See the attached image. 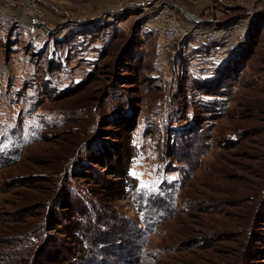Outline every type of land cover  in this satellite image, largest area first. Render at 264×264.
Segmentation results:
<instances>
[{"label": "rangeland", "instance_id": "1", "mask_svg": "<svg viewBox=\"0 0 264 264\" xmlns=\"http://www.w3.org/2000/svg\"><path fill=\"white\" fill-rule=\"evenodd\" d=\"M40 1L46 29L0 0V264H264V0ZM168 2L233 48L155 27ZM126 143L137 187L111 203Z\"/></svg>", "mask_w": 264, "mask_h": 264}, {"label": "trees", "instance_id": "2", "mask_svg": "<svg viewBox=\"0 0 264 264\" xmlns=\"http://www.w3.org/2000/svg\"><path fill=\"white\" fill-rule=\"evenodd\" d=\"M222 73V72H221ZM220 73V75H221ZM222 76L220 77V82L222 84ZM219 82V83H220ZM222 85L214 88V91L211 95H216L218 93V91L221 89ZM125 145H128V143L123 144V146L117 147L115 148V153L114 155L111 157L109 162H112L113 160H115V165L112 164V168L110 169V175L114 178V180H110L104 177V175H98V177H96V181L95 183L97 185H100V190H102V192H104L108 197L110 202H117L119 200H123L125 198L128 197V192H131V190L133 191L136 187H137V183H136V179H133L130 175H129V170H130V165H131V159H132V154L130 152L131 149L127 148ZM89 174V173H88ZM135 180V181H134ZM133 181V182H132ZM89 192L93 195V196H97L99 195V191L97 190H89ZM90 198H84L83 195H78L77 198H75V201L77 203H83L85 201H89ZM91 204L93 206H91L90 208H88L89 210H93L95 212V216L94 217V221L93 224L96 226L98 225H105L106 223H104L105 219H113L115 211L113 210L112 207H107L104 210L102 209V207H100V209L98 211H95L94 209L99 207V205H94L95 203ZM73 207V205H72ZM77 207V208H76ZM73 212L74 214L72 216L75 215H85V213L79 208V206H74ZM109 209L111 210L109 212ZM88 210V211H89ZM105 216V217H104ZM68 221H70V218L67 219ZM48 221V219H47ZM96 229V228H95ZM81 227V223L80 221L76 222V226L73 227V231H79V232H84L85 230H83ZM68 230L62 231L60 232L61 234L64 235V239L67 237L70 238V236H68ZM48 237V235L46 236ZM48 239V240H47ZM45 238V241L47 242L46 244L48 245V247L50 246V244L53 243V236H50L48 238ZM63 239V240H64ZM76 241V240H74ZM53 244L58 245L57 242H54ZM59 249L53 251V249H50L46 254V257H49V254L53 251L55 252V254L57 255V257H61L64 256V261H67L70 259V256H67V254H72V249L71 248H66V254H64L63 252H61L62 248H65L63 243L58 245ZM57 248V246H55ZM52 250V251H51ZM84 251V250H83ZM73 256V255H72ZM67 257V258H66Z\"/></svg>", "mask_w": 264, "mask_h": 264}, {"label": "built area", "instance_id": "3", "mask_svg": "<svg viewBox=\"0 0 264 264\" xmlns=\"http://www.w3.org/2000/svg\"><path fill=\"white\" fill-rule=\"evenodd\" d=\"M21 11L23 16L20 18L14 15V21L30 23L35 28L46 29L45 23L46 9L40 0H22ZM151 15V22L155 27L174 30L181 35H198L200 40L208 45L217 43L221 50L228 51L233 48L234 39L231 36L220 30H210L207 27H196L194 25L191 31H187L188 23L198 22V18L189 12H186L182 7L172 3H163L155 6L153 9L146 8ZM183 15V18L181 17ZM190 29V28H189Z\"/></svg>", "mask_w": 264, "mask_h": 264}, {"label": "bare ground", "instance_id": "4", "mask_svg": "<svg viewBox=\"0 0 264 264\" xmlns=\"http://www.w3.org/2000/svg\"><path fill=\"white\" fill-rule=\"evenodd\" d=\"M196 18H198V17H196Z\"/></svg>", "mask_w": 264, "mask_h": 264}]
</instances>
